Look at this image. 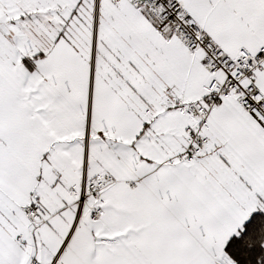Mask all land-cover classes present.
<instances>
[{
  "label": "snow or ice",
  "instance_id": "obj_1",
  "mask_svg": "<svg viewBox=\"0 0 264 264\" xmlns=\"http://www.w3.org/2000/svg\"><path fill=\"white\" fill-rule=\"evenodd\" d=\"M0 264H264V0H0Z\"/></svg>",
  "mask_w": 264,
  "mask_h": 264
}]
</instances>
